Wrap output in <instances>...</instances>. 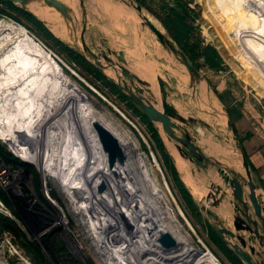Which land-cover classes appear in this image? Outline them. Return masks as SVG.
<instances>
[{"label":"rangeland","instance_id":"374dc122","mask_svg":"<svg viewBox=\"0 0 264 264\" xmlns=\"http://www.w3.org/2000/svg\"><path fill=\"white\" fill-rule=\"evenodd\" d=\"M9 1L21 8H29V4L38 7L40 4L46 5L48 9L52 10L57 21L50 25L54 26L52 27L53 31L49 27L47 28L59 39L58 29L55 30V28L69 29V33L73 34L71 38L68 36L69 42L60 39L64 45H58L23 17L21 22L16 20L14 16H19L18 13L9 4L0 2V17L23 25L29 36L39 42L45 52L51 55V59L55 60L54 65L60 67V72L62 75L64 74L71 87H77L78 93L94 109V112L109 121H106L107 125L113 123L116 127L125 130L128 133L126 135L128 141L137 143L136 155L146 156L147 162L151 163L154 172L157 173V178L152 179L154 182L157 180L155 184L162 190L165 199L169 202L168 206L176 214V222L181 229L179 233L183 235V238L195 244L194 246H198L199 249H211L223 264H248L235 251L232 244L237 243L240 249L245 252H249V247H243L239 239L219 232V228L235 231L233 217L236 214L234 209L237 205L234 204L231 188L224 186V181L217 171L219 166L214 162V159L228 162L231 167L239 168L244 172L240 150V140L244 134L239 136L234 133V126L228 125L227 118L230 117L231 122H234L240 115L246 113L244 105L248 102L247 95L251 97V101L254 100L264 105V46H262L264 44V0H177L192 11V14L187 17V22L192 25L189 42L193 49L191 52L193 56L188 59L195 66L194 70H188L180 55L173 54L167 46L162 45L154 32L136 14L138 5L140 11L150 18L177 47L184 51V46L175 39L177 29L170 14V7L174 6L175 0H107L113 6L121 5V8L127 12L118 27L113 24L115 23L114 19H110L106 13V3L103 0H81L83 7L80 0H73L71 6L60 0L63 5L65 4L62 10L46 0ZM104 1L106 2V0ZM4 35L2 33V36ZM2 36L0 34V38ZM157 43L159 47L175 58L171 66L175 68L176 73H171L168 70L167 63L163 58L154 55L153 46ZM206 44L214 46L221 54L224 59V70H217L204 63L200 48ZM84 50L96 54L102 66L98 65L94 56L85 54ZM73 52H78L80 56L74 57ZM254 52L257 53V59H254ZM1 57L3 56L1 55ZM155 60L157 62L154 63L152 75L155 94L149 90V92L145 91L142 99L147 103H156V106H160V92L156 76L165 81L167 101L183 116L191 115L198 119V122L189 124L175 120L178 127L174 131L180 136L187 132L192 137L199 147L200 154L205 156L200 160V165L188 157L182 144L170 138L163 131L158 120L149 119L141 105L130 98V93L137 94L132 87L131 78L123 74L119 66H117L118 75L113 67H106L108 63L115 65L119 63L132 75H136L133 77L134 84L145 90L146 88L140 84L144 78L138 67L141 62ZM253 60L254 66L251 63ZM127 89H130L131 92ZM1 110L3 124H0V264H101L97 253L86 247L83 228L79 225L80 218H77L71 210L74 209L72 205H75L72 196H76V194L73 195V192H70L72 190H68L65 186V183L69 182L71 178L66 174L68 172L65 170L64 164V161L71 164V159H73L71 149L63 157L56 158L60 163L58 171L65 178L62 180L58 175L54 176L55 178L48 176L47 170L44 171L36 162L21 158L16 151L14 152L6 139L7 129L9 127L11 129L12 124L11 122L7 123L8 119L7 116L4 117V114L7 115L10 110L7 109V106ZM81 114L83 115L85 112ZM59 118H61L62 127L66 133L64 137L71 138L73 134H69L72 132L68 130L70 127L69 117L66 114H60ZM93 122L95 123L96 120ZM93 122L92 128L96 134L97 130L93 126ZM83 126L85 131L86 127ZM197 130H201L205 137L210 135L213 141L222 147L228 150L232 149L233 152L228 154L227 159L229 160L227 161L219 152L217 154L209 153L207 146L198 140ZM153 131L158 132L167 157L157 148L152 136ZM111 133V131L108 132L106 136L109 137ZM57 134L59 135L58 131ZM235 135L238 136V139L235 138ZM113 136L114 134L110 140L113 144V147L112 145L110 147L111 151L115 146L112 141L114 140ZM24 140H26L25 137L20 132H16L13 144H21ZM52 140H54L53 137ZM81 153H83V149ZM73 155L80 169L81 167L83 169L84 164L79 160L82 158V154L79 155V158L75 157L77 154ZM137 156L134 158L137 159ZM176 159L188 161L192 167L193 173L190 182H184L193 196L194 204L186 202L178 191L170 165L173 164L179 173ZM82 171L78 170L77 173ZM115 176L118 178L117 175ZM179 176L183 180L181 173ZM54 179H57V182ZM212 181H214L215 187L219 186L217 188L224 189L223 195L216 203L211 196L206 199L208 186ZM98 183L100 184V182ZM98 183L97 186H99ZM142 183L150 188L146 183ZM79 185L81 187L82 183ZM141 188L137 193L141 194ZM246 189L249 190L247 185ZM115 193L114 196L121 197L122 202L128 199L127 202L130 204H127L130 206L140 203L139 197L135 198L136 202L133 200L131 202L127 198L131 196V193L126 194L127 197L122 192L116 191ZM123 195L126 199L123 198ZM261 198L264 202L263 194ZM250 213L254 214L252 209H250ZM148 214L150 215L149 212ZM58 216L59 218H57ZM240 233L250 243L257 245V240L250 237L248 232ZM160 236L161 234L159 238ZM134 237L137 239L136 235ZM151 238L155 239L156 237L149 235L146 240H151ZM93 240L95 241V237ZM134 241V244L137 243L135 246L139 245V240ZM221 244L224 246L222 247ZM136 249V254L141 252L138 247ZM143 251L142 255L138 254V257L152 256L150 251ZM263 251V247H258L257 253L252 255L254 264H264ZM43 258L47 260V263L42 261ZM177 259L173 257L167 262L176 264L180 262ZM158 260L163 262L161 256Z\"/></svg>","mask_w":264,"mask_h":264},{"label":"bare ground","instance_id":"6f19581e","mask_svg":"<svg viewBox=\"0 0 264 264\" xmlns=\"http://www.w3.org/2000/svg\"><path fill=\"white\" fill-rule=\"evenodd\" d=\"M61 1L68 6H71L73 2V0ZM103 2L106 3L104 0ZM28 7L57 23L53 12L45 9L47 7H36L31 4ZM115 7L113 6V9ZM116 8L120 9V7ZM114 10H111L112 15ZM118 11L116 12L117 14H119ZM2 33L5 35L2 36ZM0 34L2 36L0 38V124H3L1 108L4 110L5 106L10 110L11 114H4V117L7 116V123L11 122L12 124L11 129L10 127L7 129L6 139L19 157L36 162L44 171L47 170L48 176L54 177L58 175L61 179L65 177L62 174L60 175L58 171L60 163H58L56 158L68 154L69 149H71L73 159L74 153L77 154L75 157L78 156V158L82 154L83 159L79 158V160L84 164L83 169L82 167L80 169L75 159V161L71 159V164L64 161L65 170L68 172L66 174L71 178L69 182L65 183V186L68 190H72L70 192H73V195L76 194V196L71 195L74 197L72 200L75 204H71L74 206V209L71 210L77 218H80L79 225L83 228V239L85 238L86 247L97 253L100 263L118 264L121 261L128 260L131 264H169L170 262L168 263L167 261H170L173 257L177 259L178 256L177 260L180 262L176 264H223L211 249H199L198 246L188 242L179 233L181 229L176 222L177 216L171 207L168 206L169 202L165 199L162 190L155 184L157 180L154 182L152 179L157 178V173L154 172L151 163L147 162L146 156L139 157L136 155L137 143L127 140L128 137L126 135L128 133L121 127H116L113 123L107 125V120L103 119L102 115L94 112V109L78 93L77 87H71L64 74L62 75L60 72V67L54 65L55 60L51 59V55L45 52L39 42L29 36L27 29L23 25L11 19L0 17ZM62 34H67L65 28L64 30L62 29ZM153 48L154 55L163 58L167 63L168 70L171 73H176L175 68L171 66L175 58L159 47L158 43L157 45L154 44ZM256 52L259 53L258 51ZM254 54L251 56L253 57ZM256 54L254 59H257ZM257 61L259 62V60ZM156 62V60L144 61L138 67L144 78L142 83H140L141 86L151 91L152 94H155L152 75L154 63ZM253 62L254 60L251 62L252 65ZM84 112L85 114L82 115L81 113ZM60 114H66L69 117L70 127H68V130L72 132L69 134H73L71 138L64 137L66 133L62 127L61 118H59ZM93 120H96V124ZM92 122L97 130L96 134L99 136L95 134L92 128ZM82 124L86 127L85 131ZM110 131L112 133L109 138L106 135ZM16 132H20L26 140L22 141L21 144L14 145L13 141ZM197 133L198 140L207 146L209 153L217 154L219 152L227 161L229 160L227 159L228 154L233 152L231 148V150H228L215 143L210 135L205 137L201 130ZM113 134L114 140L112 141L115 146L114 150L111 151L110 147L111 145L113 147V144L110 140ZM52 137L54 140H52ZM109 144L110 146H108ZM168 145L170 146V143ZM82 149L83 153H81ZM135 156H137V159L134 158ZM49 158L50 160L52 159V162H50ZM126 158L128 159L126 160ZM176 160V166L180 171L179 173L182 174L183 180L190 182L193 173L190 163L184 160ZM143 161L145 162L143 163ZM221 161L224 162L223 160ZM224 163L230 166L228 162ZM137 166L140 167L138 168ZM78 170L83 171L78 174ZM210 174H212L211 171ZM142 182L146 183L150 188L142 185ZM80 183H82L81 187ZM97 183L99 186H97ZM214 187L210 190L209 194L211 196L217 193L218 189ZM133 188L135 190H132ZM140 188L141 194L137 193ZM116 191L122 192L125 196L131 193V196L127 195L128 197H126L131 202H136L137 199L135 198L139 197L140 203H137L138 205L134 203L135 205L130 206L127 204H130V202H127L128 199L124 195L123 198L125 197L124 199L126 200L122 199V202L121 197L114 196ZM164 232H169L175 239L176 243L173 247H165L159 243V235ZM133 234L137 236V239ZM149 235L151 237L153 235L156 238L146 240ZM93 237H95V241ZM134 240H139V245L135 246L137 243L134 244ZM137 247L141 249V252L143 250V252L150 251L152 256H146L147 258L138 257L141 252L139 251L140 253L136 254L135 250H137ZM160 256L163 262L165 261L166 263H161L158 260ZM170 264H173V262Z\"/></svg>","mask_w":264,"mask_h":264},{"label":"water","instance_id":"95a60500","mask_svg":"<svg viewBox=\"0 0 264 264\" xmlns=\"http://www.w3.org/2000/svg\"><path fill=\"white\" fill-rule=\"evenodd\" d=\"M12 1L22 2L23 0H12ZM46 1L53 4L60 10L64 8V5L60 0H46ZM80 3L82 4L81 0ZM83 6L84 5L82 4V7ZM136 10H137L136 14L138 18H141L143 22L148 25V27L157 36L160 43L164 46H167L173 54L180 55L184 62L185 67L188 70H194L195 66L190 62L187 54L182 49L177 47L174 42H172L167 36L163 34V32L150 20V18H148L145 14H143L140 11V6L137 5ZM84 15L86 16L85 12ZM84 53L94 56L98 62V65L102 66V64H100V59L96 54L92 52H87L86 50H84ZM108 66L113 67L115 71H117V66H119L121 72L131 78L132 87L137 94L133 95L130 93V98L135 103L137 104L139 103L141 105L143 112L149 119L158 120L161 123L163 131L166 132V134L170 138L182 144L185 150L187 151L188 157L196 164L200 165L201 164L200 160L205 158V156L200 154L198 145L194 142V140H192V137L187 132L183 136L176 134V132L173 129V127H175L176 124L171 121V118H173L182 123L189 124V123L198 122V119L191 115L187 117L183 116L178 112V110H176V108L170 102L167 101V91L165 88V81L162 80L159 76H156V83L158 86V90L160 92L159 95L160 106H156L155 104L147 103L143 101L142 99L144 97L143 94L145 93V91L148 90L147 89L144 90L140 88V86L134 84L133 77L134 76L136 77V75H132V73H130L124 66L120 65L119 63H116V65L108 63L106 67ZM127 90L131 92L130 89ZM227 122L228 125H230V127H233L230 117L227 118ZM235 138L238 139V136L235 135ZM240 150H241V160L243 163L245 174L228 166L219 159L216 158L214 159V162H216L219 166L217 171L224 181V186L225 187L228 186L229 188H231L234 204L237 205V207H235L234 209L236 214L233 217V225L235 231L227 228H219V232L226 233L230 235L232 238L239 239L243 247L248 246L249 252H245L244 250L240 249L237 243L232 244L235 251L243 258V260H245L248 264H254L252 260V255L257 253L258 247L264 248V202L261 198L262 193L259 190V184L252 175L249 161L241 146H240ZM214 185H215L214 181L210 182V185L208 186L209 190L207 192L206 199H208L211 196L209 193ZM244 185L248 186L249 189L248 192H245ZM217 189H218L217 193L211 196L212 199L215 201L220 199V197L223 195L224 192L223 188L221 189L217 188ZM239 204L241 206H238ZM250 209L253 210L254 214L250 213ZM242 231L248 232L250 234V237L255 238L257 240V245L250 243L248 239L243 234L240 233ZM175 242H176L175 239L172 237V235L169 232L162 233L159 238V243L165 246L175 245ZM263 255H264V251H263ZM118 264H131V263H129L128 260H124L119 262Z\"/></svg>","mask_w":264,"mask_h":264},{"label":"crops","instance_id":"0c3cea01","mask_svg":"<svg viewBox=\"0 0 264 264\" xmlns=\"http://www.w3.org/2000/svg\"><path fill=\"white\" fill-rule=\"evenodd\" d=\"M108 3H110V5H108ZM40 6L42 8L47 7L46 5H41V4ZM116 7H120V9L119 8L117 9ZM116 7L114 8L116 10L115 11L113 9L112 3L110 1L107 2L106 0V13L110 17V19H114L115 23L113 24H115V26L118 27L119 24L121 25L122 22L121 19L125 18L126 13L124 8H121V6H116ZM24 9L28 10L38 19H40L46 25V27H49L51 31L54 30L50 26L51 23H53L52 20L45 18L42 15V13L40 15V13L34 12V10H32L31 8L29 9L24 8ZM45 9H48V7ZM111 10H114L113 15ZM117 10L120 11V12L118 11L120 15L116 13ZM50 11L52 12V10ZM58 21H60V19H58ZM59 28L60 27L56 28V30L58 29V33H59L57 35L60 36V39L69 42L70 40L68 36H70L71 38L73 34L69 33V29H66L68 30L66 31L67 33L66 35L62 34V29ZM250 98L251 97L247 95L248 102L245 103L246 107L244 105L246 113L240 115L237 119L234 120V122H232V124L237 132V135L241 136V134H244L242 136L244 139L241 142V147L244 150L247 159L249 161L252 175L259 184V190L264 195V105L259 104L254 100L251 101ZM238 171L242 172L241 169H239ZM242 173L245 174V171ZM193 179L195 181L194 175H193ZM244 190L245 192H248L246 189V185H244Z\"/></svg>","mask_w":264,"mask_h":264},{"label":"trees","instance_id":"16d2710c","mask_svg":"<svg viewBox=\"0 0 264 264\" xmlns=\"http://www.w3.org/2000/svg\"><path fill=\"white\" fill-rule=\"evenodd\" d=\"M1 3H6L9 4V6L16 11V13H18L19 16H14V18L16 20H18L19 22H21L22 17L24 19H26L28 22H30L33 26L38 27L45 36H48L49 38H51L56 44L58 45H64L63 42L57 38L47 27L46 25L40 20L38 19L35 15H33L31 12H29L28 10L15 6L13 5V3L9 0H0ZM170 14L173 18V22L176 26V31L177 34L175 35V39L180 42L183 46H184V52L187 54L188 57H192L193 53L192 52V47L190 44V36H191V30H192V25L187 22V17L190 16L192 14V11L190 8H188L187 6L181 4L180 1L175 0V4L173 7H170ZM201 54L204 57V63H206L207 65H209L212 68H215L217 70H224V59L221 56V54L218 52V50L216 48H214V46L210 45V44H206L201 46L200 48ZM74 53V57H79L80 54L78 52H73ZM98 69V68H97ZM107 78V77H106ZM234 132L237 134L235 128ZM153 139L155 141V144L157 146V148L159 149V151L165 156L167 157V154L165 153L164 150V146H163V142L158 134L157 131H153L152 133ZM244 138H241V142ZM171 165V169H172V173H173V177L176 183V186L178 188L179 193L181 194V196L183 197V199L190 203V204H194V200H193V196L191 194V192L189 191L188 187L186 186L185 182L181 179V177L179 176V173L176 169V167L173 164ZM221 246L223 247L224 245L221 244ZM44 263H47L46 259L43 258L42 260Z\"/></svg>","mask_w":264,"mask_h":264},{"label":"flooded vegetation","instance_id":"af4514ba","mask_svg":"<svg viewBox=\"0 0 264 264\" xmlns=\"http://www.w3.org/2000/svg\"><path fill=\"white\" fill-rule=\"evenodd\" d=\"M118 73H117V71H116V75H117ZM171 121L173 122V123H175L176 124V122H175V119H173V118H171ZM177 125V124H176ZM175 125V127H173V129L175 130L178 126H176Z\"/></svg>","mask_w":264,"mask_h":264}]
</instances>
